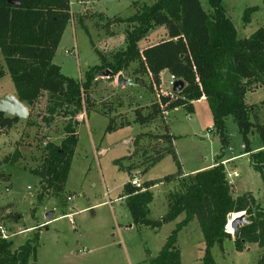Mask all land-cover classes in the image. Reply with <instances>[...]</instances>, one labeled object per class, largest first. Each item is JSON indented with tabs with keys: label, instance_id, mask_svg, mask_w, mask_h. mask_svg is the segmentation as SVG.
<instances>
[{
	"label": "rangeland",
	"instance_id": "obj_1",
	"mask_svg": "<svg viewBox=\"0 0 264 264\" xmlns=\"http://www.w3.org/2000/svg\"><path fill=\"white\" fill-rule=\"evenodd\" d=\"M70 1L72 19L64 30L53 63L60 67L63 75L75 80H83L88 69L99 65L100 55L110 61L113 53L124 49L128 26L116 20H124L141 4L151 3V0ZM199 2L205 11H210L207 0ZM222 4L238 39L248 38L264 27V0H222ZM251 7L258 10L245 25L243 13ZM166 37L165 27L157 26L137 45L148 47ZM107 74L96 76L90 92L91 104L86 107V113L78 116L81 121L77 129L78 142L62 192H50L39 203L41 183L32 174L40 165L45 143L59 145L64 137V120L57 118L49 127L41 122L47 105L45 96L32 109L36 126H26L27 117L8 134L0 136V225L10 234H16L9 240L11 251L38 234L35 258L27 264H150L183 215L155 233L147 227H135L125 200H114L124 195V185H131L129 182L135 178L141 186L144 182L153 183L150 218L155 220L163 216L170 195L182 191L181 179L163 182L164 177L177 172L173 153L181 173L182 170L190 172L222 164L231 197L251 195L264 209V172L261 177L252 169L248 155L244 154L238 127L231 117L225 120L229 146L224 151L220 150L212 112L206 101L193 102L192 114L177 108L141 126L134 122L135 110L146 114L159 95L173 94L167 84L168 76L164 72L160 88L150 89V78L140 73L135 63L121 73L129 81L127 86H118L117 76ZM13 94L15 96L13 84L5 74L0 79V100ZM245 99L255 106L250 118L253 120L255 115L264 124V90L255 87L247 92ZM26 109L29 112L30 108ZM166 133L174 136L173 142L161 139ZM249 140L252 150L261 149L256 133L250 135ZM102 148L107 151H101ZM16 151L18 157L12 162ZM7 174L9 182L2 180ZM49 212H52L50 221L44 218ZM10 213L22 215L21 220L16 223L5 219ZM68 213L75 214L56 220ZM229 226L230 221L226 228L233 234ZM176 247L180 264H201L204 242L196 221L179 232ZM223 249L221 252L214 246L211 251L217 264H264V247L256 244H245L242 252H237L232 241H226Z\"/></svg>",
	"mask_w": 264,
	"mask_h": 264
},
{
	"label": "trees",
	"instance_id": "obj_2",
	"mask_svg": "<svg viewBox=\"0 0 264 264\" xmlns=\"http://www.w3.org/2000/svg\"><path fill=\"white\" fill-rule=\"evenodd\" d=\"M207 4L210 11H205L199 0H151L150 4H141L130 17L116 20L128 26L124 49L113 53L110 61L100 55V64L88 69L83 80H75L63 75L60 67L53 63L64 30L72 19L71 1L0 0V79L8 74L16 98L30 108L26 126H36L32 109L43 96L47 98L41 117L45 127L57 118L66 122L60 144L46 142L40 154V165L32 171L41 183L39 203L50 192L60 193L64 189L78 142L77 129L81 125L78 116L91 104L90 92L96 76L109 71L116 77L133 63L140 73L150 78V89L160 88V74L164 71L185 84L179 93L159 95L146 114L136 109L135 123L144 126L177 108L192 114L193 102L203 98L212 112L220 150L229 146L225 120L231 117L238 127L244 154L248 155L252 169L263 176L264 124L255 115L253 120L250 118L255 106L249 105L245 97L255 87L264 90V27L248 38L238 39L222 0H207ZM257 10V7L246 9L243 24H249L251 15ZM157 26L165 27L166 39L140 50L138 42ZM19 122L17 117L0 113V136ZM253 133L262 144L257 151L250 148L249 136ZM161 139L171 142L175 138L166 133ZM15 157H18L17 151L12 162ZM173 161L177 172L164 177L163 182L181 179L182 191L170 195L167 212L158 219L150 218L149 205L153 201L150 189L154 184L144 182V191L124 185L125 206L135 227L158 230L183 215L150 264H180L177 237L194 221L203 234L201 264H217L211 251L217 246L223 252L226 241H232L237 252H242L245 244L264 247V209L251 195L231 197L222 164L184 175L174 153ZM3 179L9 181L8 176ZM240 213L246 217V224L232 234L226 228L227 217ZM21 217L10 213L5 219L17 223ZM38 239L35 234L14 251H11V242L0 240V264H27L35 258Z\"/></svg>",
	"mask_w": 264,
	"mask_h": 264
},
{
	"label": "water",
	"instance_id": "obj_3",
	"mask_svg": "<svg viewBox=\"0 0 264 264\" xmlns=\"http://www.w3.org/2000/svg\"><path fill=\"white\" fill-rule=\"evenodd\" d=\"M108 76L111 77L112 74L107 72ZM116 83L118 86H127L129 81L124 79L122 74H119L116 77ZM184 82L182 80H176L172 86V93H179L184 89ZM0 113L6 114L10 117H17L20 120H25L28 117V111L26 107L18 101L14 96H6L4 99L0 100ZM52 217V212H49L45 218L50 221ZM227 220L230 221V228L233 231V234L237 232L238 224H246L244 220V214H240L238 216H233L232 214L227 217Z\"/></svg>",
	"mask_w": 264,
	"mask_h": 264
},
{
	"label": "built area",
	"instance_id": "obj_4",
	"mask_svg": "<svg viewBox=\"0 0 264 264\" xmlns=\"http://www.w3.org/2000/svg\"><path fill=\"white\" fill-rule=\"evenodd\" d=\"M175 81H176V79L173 76H169L167 84H168V87L171 88V90H172L173 83ZM129 183L131 184L132 187H135L137 189H140L141 191H144L143 186H141V183L139 182L138 179L135 178L132 181H130ZM71 217H72V214H68V215L62 216V217L57 218V219L71 218ZM8 233L9 232H8L7 228L0 225V240L9 241L12 238V236L16 235L14 233H11V234L10 233L8 234Z\"/></svg>",
	"mask_w": 264,
	"mask_h": 264
},
{
	"label": "crops",
	"instance_id": "obj_5",
	"mask_svg": "<svg viewBox=\"0 0 264 264\" xmlns=\"http://www.w3.org/2000/svg\"><path fill=\"white\" fill-rule=\"evenodd\" d=\"M145 48H147V47H143V48H139L140 50H143V49H145ZM165 72V74L168 76V78H169V74L166 72V71H164ZM164 72H162L161 74H160V78H161V81H163L162 80V75L164 74ZM13 96H14V94H13ZM15 98H16V96H14ZM200 102H205V100L202 98L201 100H200ZM195 105L193 104V112H194V110H195ZM10 132V131H9ZM8 134V133H7ZM171 136H173L171 133H169ZM174 140H172V142H173ZM101 151H104V152H106L107 151V149L106 148H102V150ZM209 167H206V168H196V169H193L192 171H190V172H186V171H184V170H182V173L184 174V175H188V174H194V173H196L197 171H201V170H204V169H208ZM7 176L9 177V181H10V176L7 174ZM8 181V182H9ZM150 191H151V189H150ZM122 200H124V197H123V195H121V197H118L117 199H115L114 201H121V202H124V201H122ZM149 209H150V205H149ZM68 214H72V215H74L75 213H68ZM67 214V215H68ZM47 215V214H46ZM45 215V216H46ZM44 216V215H43ZM65 216V215H64ZM160 217H162V216H160ZM160 217H158V218H160ZM45 218V217H44ZM65 219V218H64ZM57 220H59V219H57ZM56 221V220H55ZM174 222H172V223H168V224H166V225H169V224H173ZM163 226H165V225H163ZM162 226V227H163ZM130 227V226H129ZM161 227V228H162ZM160 228V229H161ZM185 228H187V226L185 227ZM184 228V229H185ZM160 229H158V230H153L155 233H157V232H159L160 231ZM184 229H183V231H184ZM29 230H31V229H27V231H29ZM181 232V231H180ZM168 237V236H167ZM166 237V238H167ZM166 240V239H165ZM164 243H165V241H164ZM201 244V243H200ZM200 244H198V245H200ZM164 245V244H163ZM194 247V246H193ZM161 250V249H160ZM159 253V252H158ZM158 255V254H157ZM155 258V257H154ZM153 258V259H154Z\"/></svg>",
	"mask_w": 264,
	"mask_h": 264
},
{
	"label": "bare ground",
	"instance_id": "obj_6",
	"mask_svg": "<svg viewBox=\"0 0 264 264\" xmlns=\"http://www.w3.org/2000/svg\"><path fill=\"white\" fill-rule=\"evenodd\" d=\"M236 217V216H235ZM230 227V226H229ZM231 229V228H230Z\"/></svg>",
	"mask_w": 264,
	"mask_h": 264
}]
</instances>
